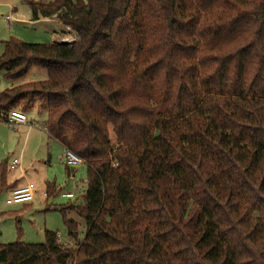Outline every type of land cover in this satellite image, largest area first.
I'll use <instances>...</instances> for the list:
<instances>
[{
  "label": "trees",
  "instance_id": "obj_1",
  "mask_svg": "<svg viewBox=\"0 0 264 264\" xmlns=\"http://www.w3.org/2000/svg\"><path fill=\"white\" fill-rule=\"evenodd\" d=\"M28 6L76 38L5 42L1 79H48L4 89L0 114L46 113L87 190L60 208L68 243L0 244V264H264V0Z\"/></svg>",
  "mask_w": 264,
  "mask_h": 264
},
{
  "label": "rangeland",
  "instance_id": "obj_2",
  "mask_svg": "<svg viewBox=\"0 0 264 264\" xmlns=\"http://www.w3.org/2000/svg\"><path fill=\"white\" fill-rule=\"evenodd\" d=\"M51 1L0 0V55L4 52V43L11 39L29 44H50L58 40L63 25L56 22H32L28 6L29 2L47 4ZM47 79L45 70L33 68L24 79L16 82L1 81L3 88L8 89ZM26 115L35 129L41 130L39 125L47 121V114L41 113L37 107ZM112 139L114 141L113 135ZM63 152V148L48 136L45 138L33 134L26 139L25 131L0 122V177L6 173L8 181L18 179L23 186L33 184L36 191L32 202L10 206L7 200L11 191L0 189V244H14L18 241L43 244L46 231L58 234L61 243H68L60 208L84 202L87 167H67L58 159ZM14 159L20 160V166L10 171L9 165ZM48 184H55L58 194L45 198ZM65 193H73L76 197L64 199L61 195ZM83 234L84 228L81 227V238Z\"/></svg>",
  "mask_w": 264,
  "mask_h": 264
},
{
  "label": "built area",
  "instance_id": "obj_3",
  "mask_svg": "<svg viewBox=\"0 0 264 264\" xmlns=\"http://www.w3.org/2000/svg\"><path fill=\"white\" fill-rule=\"evenodd\" d=\"M69 41V42H73ZM67 42V43H69ZM4 91L2 81L0 79V96L2 92ZM0 122H4L10 127H17V126H29L34 128L35 126L29 122V119L26 115V113L20 111V110H15L9 113L8 116H5L4 114H0ZM48 134V133H47ZM51 140H53L51 138ZM56 141V140H54ZM58 142V141H57ZM59 143V142H58ZM60 144V143H59ZM63 148V154L60 156V160L69 168H74L78 167L81 165H85L87 167V163L85 160H83L81 157H79L76 153L71 151L70 149L64 147L62 144H60ZM20 166V160L19 159H14L10 165L9 169L10 171H15L18 167ZM113 167L116 168L118 167L117 163H113ZM36 191L35 187L32 184H28L22 187L15 188L14 190L11 191L10 197L7 200V204L12 206V205H21V204H27L30 203L34 200ZM62 198L64 199H74L76 196L73 193H68V194H62ZM44 197L47 198L48 194L45 193ZM59 236V235H58ZM60 241V238H59ZM61 242V241H60Z\"/></svg>",
  "mask_w": 264,
  "mask_h": 264
},
{
  "label": "crops",
  "instance_id": "obj_4",
  "mask_svg": "<svg viewBox=\"0 0 264 264\" xmlns=\"http://www.w3.org/2000/svg\"><path fill=\"white\" fill-rule=\"evenodd\" d=\"M30 10V9H29ZM31 12V10H30ZM31 21H32V16H31ZM33 22V21H32ZM39 22H56L58 24H61L63 25L59 20L57 19H42V20H39L37 22H34V23H39ZM64 29L61 30V34H60V37L58 38V40H56V42L54 43H62V42H69V41H72L74 40V38H76V34L74 32H72L69 28L65 27L63 25ZM31 72V71H30ZM29 72V73H30ZM46 80H43L41 82H44ZM5 89V88H4ZM33 123V122H32ZM44 123H42V125H39V129H35V128H32V127H29V126H17L19 129L25 131L26 133V139L29 137V136H32L33 134H39L41 136H44L45 138L48 136V138L51 140V138L49 137V135L47 134V131L45 130V127H44ZM17 127H13V128H17ZM56 142L57 144H59L57 141H54ZM60 145V144H59ZM61 146V145H60ZM62 147V146H61ZM58 159L60 160V156L58 157ZM61 161V160H60ZM28 185V184H27ZM33 185V184H32ZM23 184L20 183V180L18 179H15V180H10L8 181V179H6V182H5V187L4 189H9V192L14 190L15 188H18V187H22ZM25 186V185H24ZM56 187V190L58 191V188L57 186L55 185ZM11 193V192H10Z\"/></svg>",
  "mask_w": 264,
  "mask_h": 264
},
{
  "label": "water",
  "instance_id": "obj_5",
  "mask_svg": "<svg viewBox=\"0 0 264 264\" xmlns=\"http://www.w3.org/2000/svg\"><path fill=\"white\" fill-rule=\"evenodd\" d=\"M62 43H67V42H62Z\"/></svg>",
  "mask_w": 264,
  "mask_h": 264
}]
</instances>
